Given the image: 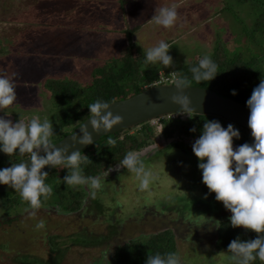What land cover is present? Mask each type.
<instances>
[{
  "label": "rangeland",
  "instance_id": "374dc122",
  "mask_svg": "<svg viewBox=\"0 0 264 264\" xmlns=\"http://www.w3.org/2000/svg\"><path fill=\"white\" fill-rule=\"evenodd\" d=\"M172 4L178 5L176 25L170 29L156 25L151 20L156 10ZM251 20L248 7L234 5L232 0H0V74L17 73V99L0 111V117L13 123L33 116L52 122L43 80L88 75L127 44L123 30L132 27L138 30L131 40L144 54L161 40L172 45L168 54L175 59L173 66L149 63L158 66V74L211 56L217 46L229 57L264 56V43L260 51L242 34ZM261 65L264 68V62ZM154 127L157 135L139 151L147 150L142 157L145 166L158 175L148 189L141 190L135 175L120 169L109 172L96 196L98 208L91 212L83 208L65 213L50 199L35 217L25 211L29 205L16 206L9 213L1 210L0 264L54 260L58 264H113L116 245L163 230L172 231L181 264H231L223 253H213L214 222L208 219L218 221L231 213L202 183L200 161L190 147L194 140L187 139L189 144L184 140L191 159L173 147L177 139L162 138L158 126ZM40 220L45 227L37 229ZM77 239L99 241L92 246L72 244ZM57 247L61 258L56 256Z\"/></svg>",
  "mask_w": 264,
  "mask_h": 264
},
{
  "label": "clouds",
  "instance_id": "9594fccd",
  "mask_svg": "<svg viewBox=\"0 0 264 264\" xmlns=\"http://www.w3.org/2000/svg\"><path fill=\"white\" fill-rule=\"evenodd\" d=\"M177 9V4L160 7L151 20L156 25L170 29L179 20ZM171 47L165 41H159L146 50L144 63L159 62L164 67L173 66L174 60L168 54ZM217 71V64L207 55L190 69L192 79L197 82L211 81ZM174 74L176 94L170 97L171 103L179 105L182 112L194 111L190 107L189 97L184 94V90L191 89V81L180 71H175ZM16 75L17 73L0 74V111L12 106L17 99L14 80ZM231 94L235 95V90ZM246 106L250 110L247 126L253 138L251 144L243 143L234 150L233 139H240L239 130L231 123L226 128L222 127L216 120L206 121L201 135L192 144V152L200 161L198 168L202 172V183L206 185L209 193H215L216 201L221 202L231 213L230 225L257 234L254 239L241 240L237 237L228 244L227 252L231 254V264H252L257 259L264 261V79L253 88ZM88 108V126L90 125L93 133H108L115 125L122 123V117L114 116L109 110V102L98 99L88 105ZM79 128V138L76 135L71 136L73 146L92 144L93 137L88 127L83 124ZM189 131L195 132L196 129ZM53 135V124L48 117L41 120L39 116H33L29 120L19 119L15 123L11 119L0 117V152L8 156L28 154L29 157L0 169V184L19 193L22 200L29 205L25 211L30 217H35L37 211L43 207V202L53 194V188L45 182L49 174L42 171L46 165L68 169V174L62 181L72 187L86 186L92 199L103 190L109 172H119L121 168L135 175L141 190L148 189L158 179L157 173L146 167L143 161L142 157L147 150L129 151L119 164L110 166L103 176H86L82 165L91 162L89 157L80 150H73L68 154L67 145L56 148L51 141ZM107 143L115 146L116 140L110 138ZM208 219L214 222V227H220L219 221ZM35 227L44 228L45 221L40 220ZM145 264H181V257L176 252L163 255L156 253L148 255Z\"/></svg>",
  "mask_w": 264,
  "mask_h": 264
},
{
  "label": "trees",
  "instance_id": "16d2710c",
  "mask_svg": "<svg viewBox=\"0 0 264 264\" xmlns=\"http://www.w3.org/2000/svg\"><path fill=\"white\" fill-rule=\"evenodd\" d=\"M232 2L234 5L247 6L251 11L252 20L249 26L243 27L242 34L247 41L256 45L261 51L264 43V0H232ZM135 30H138V28L132 27L123 30L127 44L119 48L112 59H103L102 64L95 66L88 75L76 79L67 76L62 78L54 76L46 77L43 80L41 86L47 93L52 105L51 116L55 132V135L51 137L52 143H56L65 135L70 134L89 117L88 105L96 100L110 103L126 99L152 86L159 79L158 66L145 64V54L131 40V35ZM172 58L175 63L174 57ZM210 58L218 66L217 75L211 81L197 82L192 79L190 69L198 65L201 58L188 60L179 67H173L172 71L165 70L163 75L166 76L169 73L180 71L182 75L189 78L191 81L190 86L208 89L246 106V101L250 98L253 88L258 86L261 79H264V68L261 67L264 56L251 55L248 60L239 54L229 57L224 49L217 46ZM233 90L236 92L235 95L231 94ZM211 120L220 122L222 127L225 128L231 123L214 115L173 114L172 117H162L159 120L160 129L158 134L166 140L177 139L178 142H172L173 147L180 148L184 155L192 159L190 148L184 140L199 138L203 124ZM233 125L240 132V139H233V145L236 148L243 143L251 144L253 142L251 132L235 124ZM192 128H195L196 131H189ZM155 130V127L149 126L148 123H142L106 135L82 149V154L87 155L91 161L87 165H82L84 174L86 176H103L110 166L115 167L119 164L129 151L139 152L148 146L153 139V134L157 135V130ZM110 138L116 140L115 146L108 145L107 142ZM26 157H20L18 154L8 156L0 152V166L18 162ZM68 171V169L58 167L48 172L49 175L45 182L53 188V194L49 198L53 205L65 213H78L83 208L91 212L92 208H98L97 199H92L85 192L83 186L72 187L62 181ZM86 198L88 202H86ZM23 205L26 206L28 203L23 201L16 191L0 194V211L3 210L9 213L14 207ZM99 215L101 214L99 213ZM218 221L221 224L219 228L214 227V224L212 225L214 234L213 253H223L228 258L231 255L227 252L228 244L233 239L239 237L241 240H248L257 237V234L250 230L242 227L233 228L230 225L229 218H220ZM106 239L110 241L109 237ZM98 241L99 239L95 242L88 239H77V241H72V244L92 246L96 245ZM55 252L56 256L60 255L61 258L62 253L58 247ZM170 252H176L174 236L171 230H163L150 234L144 239H129L116 245L113 248L111 259L113 264H145L148 255H155L156 253L163 255ZM263 262L257 259L252 264H262ZM58 263L54 260L53 263L46 262L45 264ZM25 264L37 263L29 262Z\"/></svg>",
  "mask_w": 264,
  "mask_h": 264
},
{
  "label": "water",
  "instance_id": "95a60500",
  "mask_svg": "<svg viewBox=\"0 0 264 264\" xmlns=\"http://www.w3.org/2000/svg\"><path fill=\"white\" fill-rule=\"evenodd\" d=\"M191 89L184 90V94L190 99V107L194 110L191 112H182L179 105L173 104L170 101V97L176 94L174 84L171 85H152L141 92L128 97L126 99L110 102L109 110L113 115H119L122 117V123L115 125L108 133L101 131L100 133H93L89 123V117H87L79 126H77L70 134L65 135L56 143H53L56 148H63L66 145L69 147V153L73 150H82L88 146L72 144V135H76L79 138L80 126L85 124L88 127V131L92 134L93 143L101 139L102 137L119 132L121 130L128 129L130 127L148 122L152 119L167 116L170 114L180 113H195L202 115H214L229 121L236 126L251 132L247 126L250 110L247 106L235 102L230 98H226L216 94L205 88L190 86ZM91 145V144H90ZM43 155V153H40ZM26 157L18 162L27 160ZM27 162V161H26ZM11 164L2 165L0 169L10 167ZM54 169L50 165H46L42 171L49 172ZM14 189L7 185L0 184V194L12 192ZM264 264V262L262 263Z\"/></svg>",
  "mask_w": 264,
  "mask_h": 264
},
{
  "label": "built area",
  "instance_id": "2783aa9c",
  "mask_svg": "<svg viewBox=\"0 0 264 264\" xmlns=\"http://www.w3.org/2000/svg\"><path fill=\"white\" fill-rule=\"evenodd\" d=\"M160 77L159 79L153 84V85H162V84H165V85H170V84H174L173 82L175 81V75L174 73H169V75H163L162 74H159ZM173 114H170V115H167V116H163V117H172ZM162 117H159V118H156V119H152L150 121H148L147 123L151 126H158V128L160 129V123H159V120L161 119ZM156 129V128H155Z\"/></svg>",
  "mask_w": 264,
  "mask_h": 264
},
{
  "label": "flooded vegetation",
  "instance_id": "af4514ba",
  "mask_svg": "<svg viewBox=\"0 0 264 264\" xmlns=\"http://www.w3.org/2000/svg\"><path fill=\"white\" fill-rule=\"evenodd\" d=\"M188 140H193V139H188ZM195 141V140H194ZM186 142H187V139H186ZM194 143V142H193ZM187 144H189L188 142H187ZM191 148H192V145L190 146ZM233 147H235V146H233Z\"/></svg>",
  "mask_w": 264,
  "mask_h": 264
}]
</instances>
